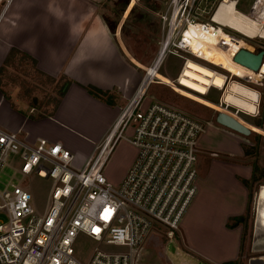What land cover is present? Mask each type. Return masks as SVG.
<instances>
[{"label":"built area","instance_id":"built-area-1","mask_svg":"<svg viewBox=\"0 0 264 264\" xmlns=\"http://www.w3.org/2000/svg\"><path fill=\"white\" fill-rule=\"evenodd\" d=\"M230 2L264 30V0H252L244 11L238 8L241 0H169L159 14L163 24L160 49L167 57L176 55L184 62L188 57L204 61L190 49L188 32L197 27L222 42L221 32L226 29L234 41L243 38L253 46L247 50L258 52L255 41L264 42L262 31L250 37L227 21L215 20L220 7ZM182 67L172 81L185 88L179 81ZM145 77L89 158L60 142L45 138L29 142L20 132L0 126V172L14 155L22 162V175L52 180L42 213L33 205L25 182L10 183L0 191V264H175L168 258L162 263L144 261V244L153 233H161L168 243L179 241L182 220L197 193L195 164L205 126L162 103L144 109ZM131 129L134 136L129 140L126 133ZM121 139L132 142L138 153L115 187L103 171ZM80 233L125 250L96 249L88 262H82L74 252Z\"/></svg>","mask_w":264,"mask_h":264},{"label":"rangeland","instance_id":"rangeland-1","mask_svg":"<svg viewBox=\"0 0 264 264\" xmlns=\"http://www.w3.org/2000/svg\"><path fill=\"white\" fill-rule=\"evenodd\" d=\"M241 1L242 4L238 8L243 11L247 10L252 2V0ZM168 3L169 0H102L100 3L102 5V17L106 18L109 23V31L129 60L130 54L146 66H150L153 63L163 41V24L159 14L166 10ZM230 9L227 10L228 14L234 8ZM224 31L230 33L226 29ZM255 42L258 44H255L256 51L259 48L264 49V42ZM8 56L0 67V126L17 131L15 129H19L18 127L23 124L22 128L24 131L20 132L21 136L29 142H35L33 139L38 134V129L32 125L31 118L51 115L59 106L58 104H60V100L63 97L66 85L70 80L63 76L53 77L43 73L37 68L33 59L19 50L13 51L10 58ZM197 62H201V64L211 68L206 62L203 63L204 61ZM183 64L184 60L182 58L172 54L168 55L159 70L158 78L165 82L172 81L178 76ZM216 68L222 71V69ZM141 72L143 79L146 75L144 68L141 69ZM227 76H229L228 73ZM242 82L259 90L260 101L256 115L248 116L243 113L241 115L256 126L261 123V126L258 127L264 129V80L262 85H254L246 80ZM223 92L212 88L210 93L204 98L218 103L217 101H219ZM155 102L165 104L200 121L208 129L206 138H204V140H208L205 144L207 147L205 148L204 146L202 151V143L204 141H199V154L195 164L197 170L195 184L199 194L201 188L200 177L204 174L206 168L207 176L209 177L208 169L211 164L210 158L208 154H205L204 150L210 148L221 153L220 148L222 145L231 146L233 143L224 142V138L222 141H215L218 130H229V128L226 129V127L224 128L217 123L216 117L220 110L215 105L179 89L152 83L146 91L143 108L146 109L148 105ZM93 120V117L90 116L87 120L88 124H86L88 127L91 126L90 131L87 133L90 138H85L69 131L66 136V142L63 144L65 148L73 153L79 150L78 154L85 159L97 152L96 146L103 139L99 141L93 139L98 134V131L101 130L102 124L100 120L94 122ZM253 131L249 136L238 134L243 141L244 149L250 153L246 155L248 161L259 171L256 180L251 186L248 210L243 220L228 217L225 222L229 228L231 227L228 224L243 225L241 255L235 260L240 262V264H250L252 258L264 256V251H255L253 244L255 242L253 231L256 197L260 186L264 184V134L262 135L254 129ZM133 136V130H128L126 133L127 139L132 140ZM127 139H121L118 142L103 171L107 180L115 187L122 182L119 180L125 167L131 165V168L137 157V147ZM231 148H233V145ZM134 156L135 159L132 162L131 160ZM21 165L22 162L15 158L14 155L9 158L7 165L0 172V191H3L10 183L19 184L25 182L33 195V205L39 213H42L48 201L52 180L35 174L26 177L20 172ZM200 195L202 198L198 199H201L199 208L203 212L202 216L196 219V227H201L199 228L200 235L197 236L193 232L194 242L205 251L216 252L221 248L220 246L228 241V236L219 228L221 221L218 223V216L219 214L222 215V213H218L217 209L221 208L222 194L215 188H207L205 185ZM220 211L222 212V210ZM160 232H163L162 229H160ZM180 235L184 236L182 225L180 226ZM144 245V261L153 262L160 260L163 262V260L165 261L168 258L175 264H185L182 261H188L187 264H207L206 261L183 248L181 239L168 243L161 233H153ZM174 248H176V251H174ZM96 249L106 252L125 250V248L108 244L106 240L100 243L95 242L83 233L77 236L74 243V252L78 260L88 262Z\"/></svg>","mask_w":264,"mask_h":264},{"label":"crops","instance_id":"crops-1","mask_svg":"<svg viewBox=\"0 0 264 264\" xmlns=\"http://www.w3.org/2000/svg\"><path fill=\"white\" fill-rule=\"evenodd\" d=\"M101 2L11 0L9 5H5V1H0V67L11 50L17 49L33 59L43 73L53 77L63 76L71 81L59 106L51 115L31 118L32 125L38 129L34 141L45 138L64 144L69 131L90 138L87 133L91 126L86 125L90 116L93 122L100 120L102 123L101 130L93 138L101 140L142 81L141 69L147 66L130 54V60L127 58L109 31L106 18L102 17ZM90 85L106 91L112 100L91 94L87 89ZM22 125L15 129L16 132L24 131ZM207 133L205 126V132L199 139L200 142L204 141L202 151L208 141L204 140ZM238 134L231 129H220L216 132L215 141L224 138V142L233 143V148L232 145H222L221 153L210 148L204 150L211 161L209 177L206 168L200 177V192L198 190L199 194L196 193L181 224L183 248L207 264H222L237 260L241 255L243 225L236 224L229 228L225 223L228 217L245 216L249 206L251 189L245 181L251 180L254 167L247 159L243 141ZM130 166L125 167L120 182ZM205 185L222 194L221 208L217 209L218 213H222L218 216V223L221 221L219 228L228 236V241L216 252L201 249L193 237V232L200 235L201 226L196 227V219L202 216L203 210L199 208L201 199H198L202 198L200 193ZM153 262L162 263L160 260Z\"/></svg>","mask_w":264,"mask_h":264},{"label":"bare ground","instance_id":"bare-ground-1","mask_svg":"<svg viewBox=\"0 0 264 264\" xmlns=\"http://www.w3.org/2000/svg\"><path fill=\"white\" fill-rule=\"evenodd\" d=\"M229 8L234 9L228 14L227 10ZM214 18L217 21H227L250 37L256 36L263 29L261 23L247 18L244 13L235 7L233 2L222 5ZM262 33L264 34V30ZM188 34L192 38L190 49L201 56L204 59L203 63L206 62L211 68L197 62L201 60L188 57L179 76L180 84L186 86L185 88L173 81H162L158 78V73L167 56L164 50L160 49L153 63L144 67L146 77L141 93L146 94L149 83L173 84L172 89H179L211 103L220 110L218 112H225L235 117L250 130L254 129L264 134L263 128L256 126L241 115V113L248 116L256 115L260 101L259 90L242 81L246 80L254 85H259L260 81L264 79V62L260 68L262 70L255 71L235 60V56L240 49H252L251 43L243 38L234 41L231 35L224 31L221 32L222 39L225 40L222 42L210 31H201L197 27H192ZM216 67L222 69V71ZM227 73L229 76H227ZM212 88L224 91L221 100L217 101L218 103L204 98ZM254 215V249L255 251H264V184L260 186L257 193ZM250 264H264V256L252 258Z\"/></svg>","mask_w":264,"mask_h":264},{"label":"water","instance_id":"water-1","mask_svg":"<svg viewBox=\"0 0 264 264\" xmlns=\"http://www.w3.org/2000/svg\"><path fill=\"white\" fill-rule=\"evenodd\" d=\"M235 60L243 65L252 68L255 71H258L260 70L261 65L263 64L264 49H262L259 52H251L247 49H240L235 56ZM216 121L220 125L227 127L231 130H234L239 134L245 136H249L253 132L244 124H242L239 120H237L235 117L225 112H218Z\"/></svg>","mask_w":264,"mask_h":264},{"label":"trees","instance_id":"trees-1","mask_svg":"<svg viewBox=\"0 0 264 264\" xmlns=\"http://www.w3.org/2000/svg\"><path fill=\"white\" fill-rule=\"evenodd\" d=\"M133 10V9H132ZM263 49V48H262ZM261 48H259L257 51L259 52V51H261L262 50ZM13 51H18V50H16V49H13V50H11V52L9 53V56H8V58H10L11 57V54L13 53ZM69 84H70V81L67 83V87H66V89H65V91H64V93H63V96H64V94H65V92H66V90H67V88H68V86H69ZM87 89H88V91L91 93V94H93V95H95V96H97V97H100V98H106L107 100H109V101H111L112 100V97L106 92V91H103V90H101V89H99V88H97V87H94V86H88L87 87ZM59 105V104H58ZM57 105V106H58ZM56 106V107H57ZM258 126H261V123H258L257 124ZM245 150V154L246 155H249L250 153H249V151H247L246 149H244ZM258 169L257 168H254V171H253V176H252V178H251V180H247V181H245V184L247 185V186H249V188L251 189V186H252V183L256 180V178H257V174H258ZM234 219H237V220H243L244 219V216H240V217H235ZM234 225H236V224H233V225H230V224H228V226H230V227H232V226H234ZM222 264H240V262H238V261H227V262H223Z\"/></svg>","mask_w":264,"mask_h":264}]
</instances>
